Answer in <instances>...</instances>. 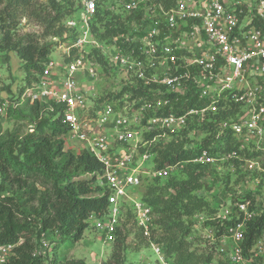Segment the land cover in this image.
Listing matches in <instances>:
<instances>
[{
  "label": "trees",
  "instance_id": "1",
  "mask_svg": "<svg viewBox=\"0 0 264 264\" xmlns=\"http://www.w3.org/2000/svg\"><path fill=\"white\" fill-rule=\"evenodd\" d=\"M0 6V52L14 53L21 61L22 72V84L16 96L10 88L5 91L10 97L8 102L15 101L14 107L8 106L5 110L6 117L13 123L12 128L3 130L0 116V245L14 246L3 264H86L82 258L71 257L69 253L82 239L91 219L107 213L103 166L84 150L65 149L68 127L63 121V106L30 103L28 97H23L27 89L36 85L38 75L58 44L40 39L56 38L68 43L76 38L77 32L66 26L67 20L75 15V0H0ZM22 15L42 27L40 37H15ZM133 23L141 24L140 13L114 15L99 5L90 24V34L98 41L110 42L120 33L133 36L128 30ZM251 25L264 35V23L259 18L251 17ZM68 34L72 38H63ZM116 41L124 54L134 48L133 43L122 39ZM86 56L104 70L108 69L107 58L97 49ZM70 59L65 57L63 65ZM132 81L123 91L130 93L131 100L137 101L135 109L146 104L154 108L157 103H163L154 110L152 117L180 116L191 109L199 110L209 102L208 99L199 101L193 88L177 95L168 92L164 86L144 85L137 77ZM4 101L0 98V108ZM215 106L214 112L204 114L202 122L197 117H188L186 126L175 134L166 135L167 139L159 129L144 133L135 159L143 153L149 154L154 170L183 164L182 177L171 173L162 184L158 178H153L139 198L151 208L154 228H150L148 236L136 226L128 204L124 206L125 217L122 222L119 220L110 254L103 264H126L127 251L137 254L152 245L159 247L161 256L170 259L171 264H211L212 254L198 252L188 241L192 218L197 213L210 216L215 212L205 197L198 194L205 188L206 171L211 162L194 160L202 152L213 160L235 153L236 157L228 159L239 168L262 152L250 146L241 148L231 130V124L243 110L239 103L224 92L215 101ZM28 126H32L31 132L27 131ZM193 130L204 132L206 136L197 147L188 148L187 137ZM144 178L141 177L138 187L143 185ZM99 181L101 184H97ZM256 194L247 197L254 198ZM263 221L264 216H261L247 223V246L260 234ZM233 223L234 220L224 225L211 224L215 237L224 235ZM135 226L131 240H128ZM45 235L54 236L53 245L45 254L34 255L37 250L43 251Z\"/></svg>",
  "mask_w": 264,
  "mask_h": 264
},
{
  "label": "built area",
  "instance_id": "2",
  "mask_svg": "<svg viewBox=\"0 0 264 264\" xmlns=\"http://www.w3.org/2000/svg\"><path fill=\"white\" fill-rule=\"evenodd\" d=\"M113 1L124 14L140 13L141 24L134 23L133 36L121 33L114 38L115 41L122 39L133 43L134 48L124 54L117 46V50L107 57L108 66H122L134 71L135 77L142 79L144 85L164 86L168 92L177 95L193 88L199 101L209 100L199 110L191 109L180 116L152 117L150 123L155 128L171 135L186 126L188 117H197L202 122L204 114L214 112L215 101L226 92L243 109L237 121L231 124L241 148L264 149V35L251 25V17L264 23V0ZM101 2L75 0V15L67 20L66 26L79 37L64 46L65 57L72 59L61 71H57V64L50 59L38 75L36 85L27 89L23 97H28L30 103L63 106L67 140L102 164L108 210L91 221L95 222L100 241L110 244L127 201L137 226L144 235L149 233L151 208L132 198L130 189L139 186L146 173L140 170L142 163L151 157L143 153L139 160L135 159L141 142L137 140L139 132L133 128L132 116H117L110 105L97 108L94 119H86L83 113L85 95L79 88L78 78L82 74L90 78L96 75L85 61L83 44L90 36V24ZM73 50L74 55L71 54ZM162 104L157 103L158 106ZM4 108L5 103L0 108V116H3ZM152 108L146 104L142 109L149 111ZM106 126L114 130L112 136L104 131ZM27 131L31 132L32 126H28ZM110 138L120 147H115ZM127 145L129 148L124 149ZM227 157L236 155L231 153ZM212 161L206 152L194 160L199 163ZM176 168L177 165L153 169L151 176L163 179ZM253 197L242 196L236 201L226 217V222L234 220V223L226 228L224 235L216 238L212 229L211 239L218 240V251L225 264H264V221L260 234L250 245L245 244L247 223L264 216V194ZM13 247L0 245V264L8 260ZM151 247L160 258L159 247ZM41 254L42 250L34 252V255Z\"/></svg>",
  "mask_w": 264,
  "mask_h": 264
},
{
  "label": "rangeland",
  "instance_id": "3",
  "mask_svg": "<svg viewBox=\"0 0 264 264\" xmlns=\"http://www.w3.org/2000/svg\"><path fill=\"white\" fill-rule=\"evenodd\" d=\"M40 2H45L46 0H38ZM101 6L108 12L114 15H121L122 9L117 6L113 0H102ZM1 9V6H0ZM135 24L128 26L130 33ZM42 34V27L36 23L32 18L26 16L21 17L20 24L15 30V37L21 38L25 35H34L40 37ZM121 34V33H120ZM125 34V33H124ZM79 34H75L74 38H78ZM72 38L70 34L64 35L63 38ZM46 38L40 39L41 42L55 43L58 44L53 48L50 59L53 60L58 68L57 71H61L63 66L64 46L67 42H62L56 39ZM70 43V41H68ZM97 44V45H96ZM85 61L88 65L92 67L95 72V76L90 78L85 74H82L78 78L79 88L83 91L85 95V105L84 110L85 118L90 120L95 118L94 112L97 108H102L105 105H110L113 107L114 112L117 116H132L134 120L133 128L139 132L137 140L142 142L144 140V133L157 128L150 123L152 114L154 110L158 107L154 106L151 110L142 109V107L135 109L137 101L130 99V93L124 92L126 86L132 84L134 79V71H130L122 66L108 67L105 69L101 67L94 59L87 58V54L91 50L97 49L104 57L110 56V54L117 50V41L114 38L110 42L98 41L91 34L86 42L83 44ZM21 61L12 52H0V98L5 99V108L8 106L14 107L15 101L8 102L10 100L9 95L5 92L7 88L11 89V92L16 96L18 88L22 84L21 82ZM121 93V96L119 94ZM13 95V96H14ZM7 100V101H6ZM13 100H15L13 98ZM238 119V118H237ZM2 129L12 128V121L6 117L5 111L3 116H1ZM104 131L109 134V136L114 134L112 127H105ZM206 134L201 131L193 130L188 134V148H195L198 146L199 142L205 138ZM163 138H168L166 134H163ZM143 139V140H142ZM111 143L113 142L115 147H120L119 144L114 143V139L110 138ZM131 142L130 144H132ZM70 144V143H69ZM139 144V143H138ZM79 146L77 144L66 145L65 149L68 148L74 151H78ZM129 148L127 146H123ZM132 148V147H131ZM137 151V150H136ZM261 155L250 161L252 163H244L241 167H234L228 158H220L213 160L210 163L206 171L205 177V188L198 192L199 195L205 197L209 202L210 208L215 212L212 215L206 213H197L192 218L191 233L188 237V241L192 244V248H196L199 251L209 252L212 254L211 264H225L221 253L218 251L220 244L218 240H212L211 235L213 234L212 229L214 228L211 224L218 222L220 225H224L228 212L238 199L242 196H247L253 194V190L256 189V195L264 194V149L261 150ZM139 160V157H136ZM183 164L177 165V168L172 171L176 177L181 178V171ZM141 171L146 172L144 175L143 185L133 190L130 189V196L134 199H139L145 192L146 187L153 182V177L151 176L152 165L150 160L144 161L140 168ZM159 184L165 182V178L159 179ZM101 184V182H97ZM128 207L129 201H127ZM126 208L123 209V216H120V222L125 217ZM133 221H136L133 217ZM95 222L90 221L88 228L85 230L82 239L74 244V249L69 253L71 257L82 258L86 264H103L110 254L111 243L103 244L100 241L98 234V229L94 226ZM137 226V224H136ZM131 229V233L128 236V240H131L132 234L136 228ZM138 227V226H137ZM154 228L152 224V214H151V224L148 228ZM144 234V233H143ZM149 235V233H148ZM145 235V236H148ZM215 236V235H214ZM54 236L45 235L43 237V252L47 251L53 245ZM155 246V245H154ZM170 259H166L163 256L157 257L151 246L148 248H143L137 254L127 251L126 253V264H171Z\"/></svg>",
  "mask_w": 264,
  "mask_h": 264
},
{
  "label": "crops",
  "instance_id": "4",
  "mask_svg": "<svg viewBox=\"0 0 264 264\" xmlns=\"http://www.w3.org/2000/svg\"><path fill=\"white\" fill-rule=\"evenodd\" d=\"M69 143H70V144H75L74 142H70V141L67 140V145H68V146L70 145Z\"/></svg>",
  "mask_w": 264,
  "mask_h": 264
}]
</instances>
